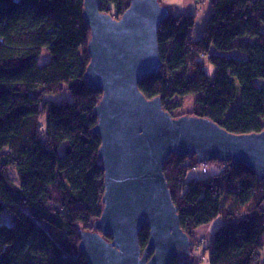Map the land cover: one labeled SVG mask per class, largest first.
Returning a JSON list of instances; mask_svg holds the SVG:
<instances>
[{
    "label": "trees",
    "instance_id": "obj_1",
    "mask_svg": "<svg viewBox=\"0 0 264 264\" xmlns=\"http://www.w3.org/2000/svg\"><path fill=\"white\" fill-rule=\"evenodd\" d=\"M99 1L100 13L114 19L130 5V0ZM210 3L198 39L190 37L193 14H169L161 23L162 66L142 79L138 90L147 100L159 98L170 115L194 95L191 116L233 135L262 133L264 0ZM83 4L0 0V214L11 217L0 224V264H86L79 233L94 232L101 216L104 170L100 139L93 133L102 91L89 88L84 78L90 30ZM42 49L49 60L40 66ZM205 61L212 76L203 69ZM64 93L72 101L46 100ZM196 163L194 156L172 155L163 167L191 250L199 246L195 230L219 218L222 225L205 248L208 264H264V179L230 162L220 174L188 178ZM148 239L144 225L138 235L141 251ZM187 259L168 264H194Z\"/></svg>",
    "mask_w": 264,
    "mask_h": 264
},
{
    "label": "water",
    "instance_id": "obj_2",
    "mask_svg": "<svg viewBox=\"0 0 264 264\" xmlns=\"http://www.w3.org/2000/svg\"><path fill=\"white\" fill-rule=\"evenodd\" d=\"M99 6V0H84L90 30L84 78L89 88L102 91L93 133L101 143L103 210L94 232L79 233L80 253L86 264L185 260L191 241L180 227L163 174L165 162L172 155H193L199 164L244 165L263 180L264 132L233 135L208 119L172 117L159 98L145 99L138 84L162 66L157 33L169 13L158 0H130L118 19L100 13ZM144 225L149 239L141 251L138 235Z\"/></svg>",
    "mask_w": 264,
    "mask_h": 264
},
{
    "label": "rangeland",
    "instance_id": "obj_3",
    "mask_svg": "<svg viewBox=\"0 0 264 264\" xmlns=\"http://www.w3.org/2000/svg\"><path fill=\"white\" fill-rule=\"evenodd\" d=\"M203 1V9L202 12H197L196 8L194 7L193 0H158L160 4L168 11L170 15L173 16H181V15H190L193 14L195 17V24L193 31L190 35L192 39H198L202 36L203 29L206 25V21L209 17V1L208 0H202ZM195 8V9H194ZM208 12V13H207ZM212 53L214 55L221 56L222 54H216V52L213 50ZM228 56H235V54H227ZM49 60V54L46 49H42L41 54L38 58V64L40 66H43L47 63ZM207 75L212 76L213 75V68L205 61V65L203 68ZM259 84L264 85V81H259ZM195 96H187L184 100L182 105V108L180 110H176L172 112V117H181V116H191L193 101ZM67 100L68 102L72 101V98L68 93H64L62 95H52L46 97L47 101L58 103L61 100ZM66 144H64L59 153L62 154L64 147ZM193 156V155H192ZM190 156V157H192ZM168 161V160H167ZM166 161V162H167ZM165 162V163H166ZM208 162V163H196V165H193V167H196V170L192 171V168L190 172L188 173V178L193 179H206L208 176L214 174H220L223 172V170L226 168L224 166V163H217V162ZM205 170V171H204ZM11 179L15 183V178L11 174ZM10 216L8 213L0 214V224H8L10 222ZM222 225V221L217 218L216 220L212 221L210 224L203 225L199 228H197L194 232V238L197 241L198 247L193 248L191 251V256L187 259V261L191 263L197 264H208V253L205 251V248H207L212 240V237L216 230ZM95 231V230H93ZM107 237V236H105ZM111 242V241H109Z\"/></svg>",
    "mask_w": 264,
    "mask_h": 264
},
{
    "label": "crops",
    "instance_id": "obj_4",
    "mask_svg": "<svg viewBox=\"0 0 264 264\" xmlns=\"http://www.w3.org/2000/svg\"><path fill=\"white\" fill-rule=\"evenodd\" d=\"M208 1H209V4H210V6H209V12H210V11H211V3H210V0H208ZM197 2H198V3H197ZM197 2H195V1L193 0L194 7L196 8V11H197V12H201V13H203V12H202V10H204V9H203V7H204V6H203V1H202V0H198ZM196 3H197L198 6L195 5ZM195 8H194V9H195ZM207 13H208V12H207Z\"/></svg>",
    "mask_w": 264,
    "mask_h": 264
},
{
    "label": "built area",
    "instance_id": "obj_5",
    "mask_svg": "<svg viewBox=\"0 0 264 264\" xmlns=\"http://www.w3.org/2000/svg\"><path fill=\"white\" fill-rule=\"evenodd\" d=\"M196 170V167H192V171ZM205 171V170H204Z\"/></svg>",
    "mask_w": 264,
    "mask_h": 264
},
{
    "label": "bare ground",
    "instance_id": "obj_6",
    "mask_svg": "<svg viewBox=\"0 0 264 264\" xmlns=\"http://www.w3.org/2000/svg\"><path fill=\"white\" fill-rule=\"evenodd\" d=\"M224 130V129H223Z\"/></svg>",
    "mask_w": 264,
    "mask_h": 264
}]
</instances>
